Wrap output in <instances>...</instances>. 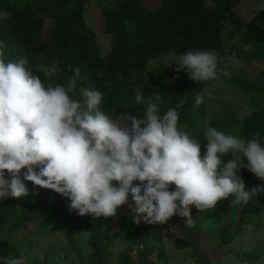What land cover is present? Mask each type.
Segmentation results:
<instances>
[{
  "label": "clouds",
  "instance_id": "1",
  "mask_svg": "<svg viewBox=\"0 0 264 264\" xmlns=\"http://www.w3.org/2000/svg\"><path fill=\"white\" fill-rule=\"evenodd\" d=\"M262 10L264 2L256 6L257 13ZM10 15L0 10V19ZM4 55L0 42V199L28 196L27 180L67 197L69 212L80 216L112 217L127 204L136 224H164L179 215L191 226L190 206L213 209L229 197L231 205H243L264 194V185L246 190L238 174L246 168L264 181V137L259 132L245 139L206 121V152L201 155L199 140L179 126V109L187 97L161 113V94L145 97L137 87L134 99L144 106V115L128 113L122 126L101 109L102 91L77 90L83 78L79 67L71 69L74 74L65 86L53 82L61 72L57 59L48 63L37 56L33 69L27 57L6 61ZM224 58L233 59L216 49L190 50L179 55L176 71L185 70L198 83L217 81L221 74L230 76L219 67ZM210 95L209 87L195 91V105ZM225 155L231 157L226 163L221 159ZM0 259L25 264L23 257Z\"/></svg>",
  "mask_w": 264,
  "mask_h": 264
},
{
  "label": "trees",
  "instance_id": "2",
  "mask_svg": "<svg viewBox=\"0 0 264 264\" xmlns=\"http://www.w3.org/2000/svg\"><path fill=\"white\" fill-rule=\"evenodd\" d=\"M88 1L0 0V10L11 13L8 19H0V42L5 45L3 58L7 61L27 57L33 69L37 56H42L48 63L55 58L61 72L53 82L65 86L74 74L71 69L79 67L83 78L77 82V90L81 86L91 88L90 80L94 79L95 89L104 94L101 109L124 124L128 113L138 117L144 115V106L135 103L137 87L145 97L153 92L161 94L164 100L160 105L161 113L176 107L181 98L187 97V102L179 109V126L199 140L201 155L206 152L203 131L206 121L219 131L245 139H250L257 132L264 137V68L255 79L221 74L248 95L254 94L250 102L259 99L260 106L253 107L240 120L232 119L225 110L212 117L207 116L204 105H195L193 100L194 92L206 87L207 82L198 83L189 79L185 70L176 71L179 55L190 50L216 49L221 57L232 56V60H220L219 67L223 70H229L236 60L245 66L254 61L264 65V10L247 22L248 32L241 43L243 24L237 8L243 0H114L113 7L102 8L105 32L111 35V51L103 55L97 34L87 20ZM49 21L53 24L45 34V25ZM167 54L173 55L174 65L164 74L160 70L164 57L158 60L157 65L152 59ZM230 158V155L221 157L225 163ZM244 163H247L246 158ZM25 171L26 168L21 170L22 180ZM238 174L244 180L246 190L258 184L264 185V181L246 168L240 169ZM23 182L30 191L19 205L11 196L0 199V230L7 227L5 233L1 232L5 237H0V257L12 258L13 254L22 252L26 241L15 244L12 237L18 236L21 228L33 220L35 224L47 225L61 222L69 244L82 258L81 264L106 263L111 250L105 242V235L113 216L96 218L69 212L70 200L67 197L54 190L34 187L30 181ZM174 189L173 184L170 190ZM231 199L219 201L224 206L238 208V218L228 223L230 226L222 234L221 239L226 242L241 233L247 224L250 226L249 221L264 222V194H257L243 205H231ZM120 210L121 207L117 212ZM194 213L199 216V209ZM176 225L179 226L177 220ZM201 227L194 223L188 229L192 231ZM79 232L88 234V245L92 250L90 260L84 258ZM230 232L232 237L227 238ZM161 233L160 224L142 220L132 225L120 248L119 264H158L153 255L159 248L156 255L163 259ZM191 241L192 237L177 238L175 244L179 249H185L192 245ZM134 252L138 254L137 259ZM195 257L194 264L212 263L206 253L195 251ZM0 264H3L2 259Z\"/></svg>",
  "mask_w": 264,
  "mask_h": 264
},
{
  "label": "rangeland",
  "instance_id": "3",
  "mask_svg": "<svg viewBox=\"0 0 264 264\" xmlns=\"http://www.w3.org/2000/svg\"><path fill=\"white\" fill-rule=\"evenodd\" d=\"M148 1V0H146ZM261 0H243L237 8V14L242 21V38L239 42H243L245 33L248 32L247 22L256 18L259 14L256 12V6ZM114 0H89L86 5V13L88 23L93 27L97 34L98 42L102 48V54L107 55L111 51L110 41L111 35L105 32V21L102 17V8L112 6ZM113 7V6H112ZM53 23L49 21L45 25V34L50 30ZM231 28V27H230ZM242 40V41H241ZM167 54L152 59L155 64H159L158 60L162 57L163 63L160 69L166 74V69L174 65L173 55ZM264 68V65L258 61H254L250 66L235 61L229 70L235 78H253L258 72ZM93 79V78H92ZM255 82V80H253ZM91 88L95 89V81L90 80ZM206 87L210 88L211 95L206 96L202 103L205 107L207 116L212 117L216 113L223 110L227 111L232 119L240 120L250 113L251 109L260 106L259 99L256 98L250 102V97L254 94L245 93L242 88L234 85L230 80L220 75L219 80L207 82ZM122 126L124 122L118 121ZM16 198V204L19 205L25 198ZM223 201V199H222ZM193 224L201 225L200 229L190 231L186 224L185 217L179 215L171 217L166 223L160 224L162 228V246L163 259H158V251H155L153 258L158 260V264H194L196 257L195 251L206 253L210 256L211 264H264V222L257 223L249 221L243 231L239 233L230 242L222 241V234L226 228L238 218L237 207H227L218 203L213 209L199 210L195 206H190ZM186 226L187 228H180ZM132 214L127 204L121 206V210L115 216L110 218L108 229L106 231L105 242L110 247L105 264H119L118 257L122 243L127 237L128 230L135 225ZM10 227V226H8ZM45 230V231H44ZM7 231V227L0 230V237H5L2 233ZM27 234V235H26ZM79 244L83 249L84 258L90 260L92 250L88 245V234L79 232ZM192 237L193 241L190 247L179 249L175 241L177 238L186 239ZM232 237V233L227 238ZM15 244L24 243L22 252L19 251L12 257H23L25 264H81L82 258L79 256L77 249L69 244L68 237L61 222L56 225H47L30 221L18 233V236L12 237ZM195 246V247H194ZM26 250V251H25ZM19 254V255H18ZM157 254V255H156ZM137 259V252L133 253ZM253 257V258H252Z\"/></svg>",
  "mask_w": 264,
  "mask_h": 264
}]
</instances>
